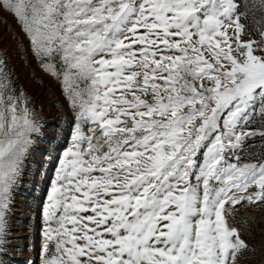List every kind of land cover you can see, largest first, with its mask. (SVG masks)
I'll list each match as a JSON object with an SVG mask.
<instances>
[{
    "label": "snow or ice",
    "instance_id": "snow-or-ice-1",
    "mask_svg": "<svg viewBox=\"0 0 264 264\" xmlns=\"http://www.w3.org/2000/svg\"><path fill=\"white\" fill-rule=\"evenodd\" d=\"M0 10L76 111L43 210L42 264H235L249 245L225 204L264 203V49L242 40L241 23L252 13L264 32V0H0ZM42 127L0 54V249Z\"/></svg>",
    "mask_w": 264,
    "mask_h": 264
},
{
    "label": "rangeland",
    "instance_id": "rangeland-1",
    "mask_svg": "<svg viewBox=\"0 0 264 264\" xmlns=\"http://www.w3.org/2000/svg\"><path fill=\"white\" fill-rule=\"evenodd\" d=\"M241 2L242 0H237V3ZM241 23L246 26L242 40L254 42L255 49H264V32L258 29L252 13L242 16ZM4 48L7 49L8 56L2 51ZM0 54H3L7 69L12 73L17 91L23 92L30 99L31 107L43 125L42 133L33 137L36 143L25 159L21 176L11 191L4 216L5 243L0 249V262L42 264L43 229L46 227L43 210L48 203L59 161L63 159L64 151L72 145L76 111L69 101L62 79L44 69L30 38L22 31L17 18L8 10H0ZM256 54L260 52L257 51ZM56 60L57 67L62 68L63 65L58 62L59 57ZM87 127L91 125L86 126V130ZM24 175L29 178H22ZM17 191L20 192L21 199L25 200L26 218H22V225L28 233L19 239L26 238L28 242L15 252L18 255L15 257L9 253V238L5 236L11 232L7 220ZM223 215L229 227L237 229L240 238L249 245L248 250H242L237 255L235 264H264V203H243L233 207L229 202L225 204ZM52 247L50 243L49 248ZM21 254L26 256L20 257Z\"/></svg>",
    "mask_w": 264,
    "mask_h": 264
},
{
    "label": "bare ground",
    "instance_id": "bare-ground-1",
    "mask_svg": "<svg viewBox=\"0 0 264 264\" xmlns=\"http://www.w3.org/2000/svg\"><path fill=\"white\" fill-rule=\"evenodd\" d=\"M24 175L22 178L28 179L29 177ZM20 191H22L21 188H19ZM14 205H11L10 207V215L8 221V229L11 231L6 235V238H9V241L7 242V245L10 246V251L13 256L17 257L18 255H15V252H18V250L23 247L27 242L28 239H23L19 237L26 236L28 233L24 230L26 227L22 222V218H26L25 213V200L21 199L20 192L17 191L15 193L14 201L12 202ZM26 256L20 255V257Z\"/></svg>",
    "mask_w": 264,
    "mask_h": 264
},
{
    "label": "built area",
    "instance_id": "built-area-1",
    "mask_svg": "<svg viewBox=\"0 0 264 264\" xmlns=\"http://www.w3.org/2000/svg\"><path fill=\"white\" fill-rule=\"evenodd\" d=\"M2 51L6 53L5 56H8L6 48L2 49Z\"/></svg>",
    "mask_w": 264,
    "mask_h": 264
}]
</instances>
